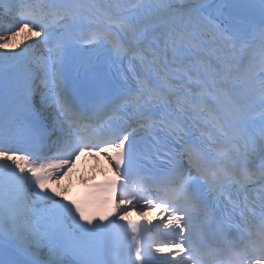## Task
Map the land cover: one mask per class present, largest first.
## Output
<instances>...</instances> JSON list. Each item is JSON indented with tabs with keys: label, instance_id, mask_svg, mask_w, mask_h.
I'll use <instances>...</instances> for the list:
<instances>
[{
	"label": "snow or ice",
	"instance_id": "snow-or-ice-1",
	"mask_svg": "<svg viewBox=\"0 0 264 264\" xmlns=\"http://www.w3.org/2000/svg\"><path fill=\"white\" fill-rule=\"evenodd\" d=\"M85 151L117 175L65 200ZM69 251L264 264V0H0V264Z\"/></svg>",
	"mask_w": 264,
	"mask_h": 264
},
{
	"label": "bare ground",
	"instance_id": "bare-ground-1",
	"mask_svg": "<svg viewBox=\"0 0 264 264\" xmlns=\"http://www.w3.org/2000/svg\"><path fill=\"white\" fill-rule=\"evenodd\" d=\"M34 36V35H33ZM25 38V33H21V36L18 37V40ZM19 49H17L18 51ZM102 163H99L97 166L89 165L88 164H83L84 169L83 170H76L73 174V168H70V170L67 172V175L62 177V181L59 180L58 184V190L60 191L61 195L67 190V186L71 184L73 181L77 179H82L84 177H87L93 170H97L101 167ZM91 176V175H90ZM51 186L57 187L56 182L53 181L51 182ZM67 187V188H66ZM44 253H47V250H44Z\"/></svg>",
	"mask_w": 264,
	"mask_h": 264
}]
</instances>
